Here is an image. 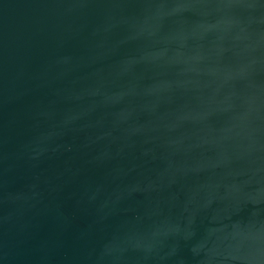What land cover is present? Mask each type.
Here are the masks:
<instances>
[{"label":"water","instance_id":"1","mask_svg":"<svg viewBox=\"0 0 264 264\" xmlns=\"http://www.w3.org/2000/svg\"><path fill=\"white\" fill-rule=\"evenodd\" d=\"M0 264H264V0H0Z\"/></svg>","mask_w":264,"mask_h":264}]
</instances>
